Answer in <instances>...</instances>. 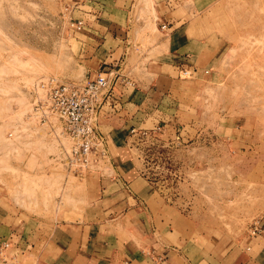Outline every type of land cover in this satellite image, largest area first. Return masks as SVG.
Wrapping results in <instances>:
<instances>
[{
    "label": "rangeland",
    "instance_id": "rangeland-1",
    "mask_svg": "<svg viewBox=\"0 0 264 264\" xmlns=\"http://www.w3.org/2000/svg\"><path fill=\"white\" fill-rule=\"evenodd\" d=\"M91 7L84 0H0V216L6 224L1 244L9 243L10 231L27 236L35 220L70 206L67 192L84 185L52 159L55 142L28 113L30 87L38 77L88 76L85 64L94 55L89 46L103 43L105 19L121 25L104 44L122 43L125 12L101 7L94 29H76ZM132 9L131 28L141 21L149 27L151 0H137ZM192 22L202 33L221 37L223 50L207 73L174 81L165 99L171 107L164 104L158 114L165 122L135 135L130 147L157 199L171 205L165 213L186 237L180 247L191 258L208 259L264 221V0L209 2L208 12L196 13ZM139 38L130 33L131 43ZM123 56L121 50L114 62ZM95 58L98 67L101 57ZM21 260L0 254V264Z\"/></svg>",
    "mask_w": 264,
    "mask_h": 264
},
{
    "label": "crops",
    "instance_id": "crops-1",
    "mask_svg": "<svg viewBox=\"0 0 264 264\" xmlns=\"http://www.w3.org/2000/svg\"><path fill=\"white\" fill-rule=\"evenodd\" d=\"M84 1L92 9L84 14L81 27L85 24L90 30L99 21L95 18L101 7L102 12L105 8L114 14L125 12L121 45L104 44L112 35L110 30L121 25L105 19V31L100 32L103 43L89 46L94 55L85 64L86 77L113 66L112 89L98 118L109 151L108 168L103 174L82 177L84 185L67 192L70 206L49 217L30 219L35 228L29 235L10 231L3 254L14 262L22 257L19 264H264V221L259 233L236 241L219 255L189 257L180 247L185 235L175 230L165 213L171 212V205L157 199V191L140 173L131 153L135 135L165 122L158 114L167 104L174 81L182 74L195 78L215 65L224 41L217 34L202 33L192 19L196 13L206 14L209 2L218 0H151L154 13L148 16L149 27L141 21L135 29L131 28L136 16L132 7L137 0ZM130 33L140 36V42L131 43ZM121 50L123 59L114 62ZM97 56L100 62L94 67ZM1 218L0 231L6 226Z\"/></svg>",
    "mask_w": 264,
    "mask_h": 264
},
{
    "label": "built area",
    "instance_id": "built-area-1",
    "mask_svg": "<svg viewBox=\"0 0 264 264\" xmlns=\"http://www.w3.org/2000/svg\"><path fill=\"white\" fill-rule=\"evenodd\" d=\"M81 26V20L75 22L76 29ZM113 78L112 71L104 70L81 80L50 74L38 77L30 87L28 118L55 142L52 159L71 175L82 178L93 172L105 173L109 151L98 118ZM260 230L258 221L250 227L251 234ZM6 246L2 244L1 249Z\"/></svg>",
    "mask_w": 264,
    "mask_h": 264
},
{
    "label": "bare ground",
    "instance_id": "bare-ground-1",
    "mask_svg": "<svg viewBox=\"0 0 264 264\" xmlns=\"http://www.w3.org/2000/svg\"><path fill=\"white\" fill-rule=\"evenodd\" d=\"M12 134H14V133H12ZM2 138H3V135L1 136ZM4 139V138H3Z\"/></svg>",
    "mask_w": 264,
    "mask_h": 264
}]
</instances>
